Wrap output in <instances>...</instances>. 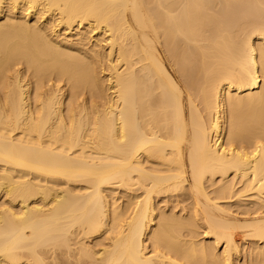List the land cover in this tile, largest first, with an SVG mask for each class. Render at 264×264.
I'll return each mask as SVG.
<instances>
[{
  "label": "bare ground",
  "instance_id": "obj_1",
  "mask_svg": "<svg viewBox=\"0 0 264 264\" xmlns=\"http://www.w3.org/2000/svg\"><path fill=\"white\" fill-rule=\"evenodd\" d=\"M0 264H264V0H0Z\"/></svg>",
  "mask_w": 264,
  "mask_h": 264
}]
</instances>
